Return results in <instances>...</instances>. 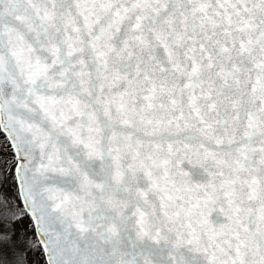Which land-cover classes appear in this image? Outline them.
<instances>
[{
	"label": "snow or ice",
	"instance_id": "6c2138e0",
	"mask_svg": "<svg viewBox=\"0 0 264 264\" xmlns=\"http://www.w3.org/2000/svg\"><path fill=\"white\" fill-rule=\"evenodd\" d=\"M0 264H264V0H0Z\"/></svg>",
	"mask_w": 264,
	"mask_h": 264
}]
</instances>
